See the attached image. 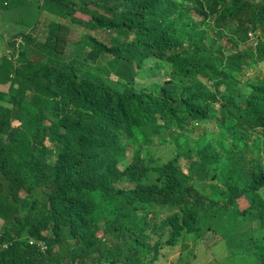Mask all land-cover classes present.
<instances>
[{
	"label": "trees",
	"instance_id": "1",
	"mask_svg": "<svg viewBox=\"0 0 264 264\" xmlns=\"http://www.w3.org/2000/svg\"><path fill=\"white\" fill-rule=\"evenodd\" d=\"M45 1L117 42L89 35L73 64L43 61L61 22L45 41L9 39L0 264H157L164 247L212 227L230 246L246 241L249 264H264V79L247 76L256 56L240 52L250 32H263L250 48L264 63V0ZM216 27L230 49L209 38ZM146 71L166 79L143 83Z\"/></svg>",
	"mask_w": 264,
	"mask_h": 264
},
{
	"label": "rangeland",
	"instance_id": "2",
	"mask_svg": "<svg viewBox=\"0 0 264 264\" xmlns=\"http://www.w3.org/2000/svg\"><path fill=\"white\" fill-rule=\"evenodd\" d=\"M23 6L21 10H17L14 12L16 18V29L20 30L22 34L30 32L34 37L37 36L39 30L47 28L50 22H61L63 26L59 29V37H58V44L56 42L53 45H57L55 50L51 53L46 51L43 52L47 58H45L44 62H54V63H63L71 59H78L81 57V54L84 51H88L90 47L84 43L85 39L89 35L96 36L99 39L105 40L108 44L116 43L117 41L112 42L113 35L115 34L114 31H107L101 28H96L94 30L84 27L83 25L77 24L72 21L70 17H62L51 7L45 0H21ZM45 2V5H43ZM89 7L91 9L97 8V5L94 3H90ZM48 12V13H47ZM77 15L81 16L82 19H89L90 15L84 13L82 11H77ZM82 12V13H81ZM9 16L0 17V19L4 20ZM195 17L200 20V15L195 13ZM52 20V21H50ZM50 21V22H49ZM3 25H11V22L5 21ZM31 28H33L31 30ZM209 38H213V35H216V31L214 29L206 30ZM45 34V33H43ZM46 35V34H45ZM255 40L258 38L257 34H254ZM39 40V39H38ZM81 44L80 47H77V42ZM223 42L226 46H229L227 43V38H223ZM24 49V46L22 47ZM244 47L241 46L240 49ZM244 52H247L244 50ZM53 55L60 56L59 58H54ZM106 56L105 58H107ZM105 58H100L95 65H100L102 62L106 63V60L103 61ZM24 57H21L19 61L23 60ZM67 59V60H66ZM73 64H79L78 62L71 61ZM150 62L146 64L148 66ZM133 66L136 68L135 63ZM167 67V66H165ZM141 73V72H140ZM138 78L143 83H147L152 80H160L163 81L166 78L165 73H159L150 75L148 71L141 73ZM260 74L262 77L264 76V64L259 63L257 69L250 73V76ZM112 79L118 80L113 73L110 76ZM121 84L123 81L118 80ZM17 123V122H15ZM210 127L213 125L210 124ZM205 125L196 127L189 135L191 136H198L200 133L205 131ZM180 141H184V137L180 138ZM155 144V153L154 156L159 160H165L168 157V148L166 146L160 145L157 142ZM128 156L131 159L132 151H128ZM153 156H151L152 158ZM182 163L185 164V159L182 160ZM208 180H210L208 178ZM203 179L197 184L200 185V188L203 186H208L207 184L201 185ZM123 186L128 185L127 182L121 184ZM264 191V189H263ZM245 198L239 200V205L241 208L246 206V202L244 201ZM248 206V202H247ZM1 228V227H0ZM212 227L211 232L205 231L202 234V237L198 239L197 243L194 244L192 242H188L187 244H183L181 247L185 248L181 250L180 245L173 247V248H164L159 255V259L157 264H249L247 259V250H251L250 247L246 244V241L243 243H239L238 245L234 244L230 246L228 242L225 240L226 238L223 237L221 232H216L213 230ZM262 234L259 233L256 238V246L263 247L264 243L262 238Z\"/></svg>",
	"mask_w": 264,
	"mask_h": 264
},
{
	"label": "crops",
	"instance_id": "3",
	"mask_svg": "<svg viewBox=\"0 0 264 264\" xmlns=\"http://www.w3.org/2000/svg\"><path fill=\"white\" fill-rule=\"evenodd\" d=\"M6 5V6H5ZM5 5L0 1V17L9 16L4 20L0 19V55L7 54L10 52L9 39L13 36H18V39L22 38V32L16 29V18L14 12L17 10H21L23 3L21 0H13L5 2ZM8 21L11 22V25H3V22ZM46 33V28L39 30L36 38H44ZM1 71H0V91H6L10 85L8 82L7 73L9 71L10 65L9 62L3 60L1 63Z\"/></svg>",
	"mask_w": 264,
	"mask_h": 264
},
{
	"label": "clouds",
	"instance_id": "4",
	"mask_svg": "<svg viewBox=\"0 0 264 264\" xmlns=\"http://www.w3.org/2000/svg\"><path fill=\"white\" fill-rule=\"evenodd\" d=\"M1 2H2V4L3 5H5V2H7L8 3V1H13V0H0ZM256 2H259V1H261V0H255ZM43 5H45V2H43ZM6 6V5H5ZM48 13V12H47ZM50 21H52V20H50ZM49 21V22H50ZM54 22H56V21H54ZM51 23V22H50ZM50 23H49V25L47 26V28H46V35H45V37L44 38H42V39H40V38H37V39H39L40 41H45L46 40V37H47V34H48V31H49V26H50ZM33 28H31V30H32ZM215 31H217V27L214 29ZM219 34V32H216V35H218ZM254 34H257L258 35V38L255 40V37H254ZM263 34V32H258V33H253V32H250L249 34H248V42L246 43V44H243V49H240V52H244V50H246L247 52H250V51H252L254 54H255V56H256V59H255V61H254V63H253V65H252V67L251 68H249V71L247 72V76H250V73L251 72H253L254 70H256L257 69V66H258V64L259 63H261L260 62V58H259V54H258V50L256 49V50H252L250 47H253V48H256V46L258 45V43H259V36H261ZM216 35H213V38L215 39V40H217L218 42H220L221 43V45L223 46V48L224 49H230L231 47H232V43L227 39V43L229 44V46H226L225 44H224V42H223V38L224 37H226V36H224L223 38H218ZM21 36H23L24 37V34H21ZM36 38V37H35ZM227 38V37H226ZM17 39H18V37H17ZM21 40H22V38H20V39H18V43L19 42H21ZM7 54H10V52H8ZM44 54V53H43ZM4 55H6V54H4ZM4 55H0V58L1 57H3ZM0 61H1V59H0ZM264 64V63H263ZM166 75V74H165ZM255 76H259V78L260 79H264V76L262 77L260 74H258V75H253V76H251L252 78L253 77H255ZM166 79V78H165ZM164 79V80H165ZM8 82H10V81H8ZM9 87H10V85H9ZM9 87H8V89H9ZM7 89V90H8ZM6 90V91H7ZM244 201L246 202V200L244 199ZM240 206V205H239ZM245 207H247V202H246V206ZM245 207H243V208H245ZM1 221H2V219H0ZM214 230V229H213ZM208 232H211V231H208ZM101 236H102V234H100ZM104 240H105V238H103ZM198 241V240H197ZM197 241H193L192 243H194V244H196L197 243ZM188 242H190V241H188ZM4 246H6V244L4 245ZM177 246V245H176ZM176 246H174V247H176ZM180 247H181V245H180ZM44 248H47V245H44ZM164 248H173V247H164ZM185 248H183V247H181V250H184Z\"/></svg>",
	"mask_w": 264,
	"mask_h": 264
}]
</instances>
